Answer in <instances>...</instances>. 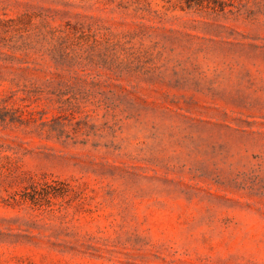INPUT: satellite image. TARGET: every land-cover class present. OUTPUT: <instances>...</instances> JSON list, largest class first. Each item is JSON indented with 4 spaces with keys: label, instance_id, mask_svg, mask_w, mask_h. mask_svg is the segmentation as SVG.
I'll return each mask as SVG.
<instances>
[{
    "label": "rangeland",
    "instance_id": "374dc122",
    "mask_svg": "<svg viewBox=\"0 0 264 264\" xmlns=\"http://www.w3.org/2000/svg\"><path fill=\"white\" fill-rule=\"evenodd\" d=\"M0 264H264V0H0Z\"/></svg>",
    "mask_w": 264,
    "mask_h": 264
}]
</instances>
